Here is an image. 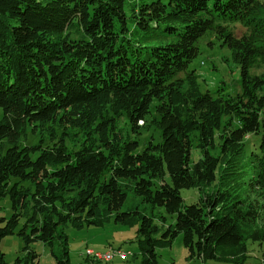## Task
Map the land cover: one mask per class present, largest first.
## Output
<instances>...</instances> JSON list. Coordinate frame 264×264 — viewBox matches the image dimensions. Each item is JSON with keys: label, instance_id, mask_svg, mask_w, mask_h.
<instances>
[{"label": "trees", "instance_id": "16d2710c", "mask_svg": "<svg viewBox=\"0 0 264 264\" xmlns=\"http://www.w3.org/2000/svg\"><path fill=\"white\" fill-rule=\"evenodd\" d=\"M208 30L239 68L235 95L189 68ZM263 107L264 0H0V241L18 236L26 260L58 241L54 264H70L66 228L113 220L138 223L140 264L178 233L189 258L241 264L264 242ZM129 191L174 222L122 210Z\"/></svg>", "mask_w": 264, "mask_h": 264}, {"label": "rangeland", "instance_id": "374dc122", "mask_svg": "<svg viewBox=\"0 0 264 264\" xmlns=\"http://www.w3.org/2000/svg\"><path fill=\"white\" fill-rule=\"evenodd\" d=\"M242 33V28L237 27L236 35ZM198 54L189 64L190 69H195L199 75V84L202 90L215 91L224 87V91L235 95L241 91V77L239 68L231 59H228V50L221 48L214 32L206 31L196 41ZM256 72H261V67H256ZM2 109L0 108V118ZM261 123H264V107L260 112ZM141 124V121L138 122ZM119 128L127 132V124L123 118L118 122ZM155 129L149 128L143 130L139 136V149L143 148L149 141L151 135H157ZM252 140L259 143L260 136L252 135L245 142V154L247 159L251 152L255 150ZM196 149H192V159L197 158ZM208 193V191H207ZM184 204L195 201L198 198V190L195 188H184L180 191ZM257 211L259 213L258 224L264 227V200H256ZM0 214L8 216L10 214V201L6 196L0 201ZM138 208L145 215H154V223L161 224L162 217L166 225L174 222V216L168 215L162 207L151 208L149 204L144 203L133 192L129 191L122 210ZM138 223L118 224L113 220L103 223L101 226H89L80 229L68 226L66 228L68 242V260L70 264H140L141 255L136 241V230ZM108 245L124 248L130 252L126 260L114 258L110 262L95 261L85 253L86 248L93 250H103ZM247 252L241 264H264V242H246ZM22 240L16 235L4 237L0 241V251L4 254L5 264H54L55 255H62V248L58 241L52 247L42 242H34L31 245L32 250L37 254L34 260H26V252L22 250ZM119 247V248H121ZM96 248V249H95ZM158 264H235L231 261L189 258L186 248L182 242V234L178 233L173 239L171 245L156 248ZM19 259V260H18Z\"/></svg>", "mask_w": 264, "mask_h": 264}, {"label": "bare ground", "instance_id": "6f19581e", "mask_svg": "<svg viewBox=\"0 0 264 264\" xmlns=\"http://www.w3.org/2000/svg\"><path fill=\"white\" fill-rule=\"evenodd\" d=\"M94 251L96 253H100V254H110L109 255V258H105V259H98L96 261H104V262H110L112 261L114 258H118L120 260H126L130 254V252L126 251V250H123L119 247H113V246H109L107 248H105L104 250L102 251H99V250H93L91 248H86V255L88 257H92L93 254H94ZM92 259V258H91Z\"/></svg>", "mask_w": 264, "mask_h": 264}, {"label": "built area", "instance_id": "2783aa9c", "mask_svg": "<svg viewBox=\"0 0 264 264\" xmlns=\"http://www.w3.org/2000/svg\"><path fill=\"white\" fill-rule=\"evenodd\" d=\"M109 255L110 254H100V253H96L95 251H94V254H93V256L92 257H90V258H92V260H98V259H105V258H109Z\"/></svg>", "mask_w": 264, "mask_h": 264}, {"label": "crops", "instance_id": "0c3cea01", "mask_svg": "<svg viewBox=\"0 0 264 264\" xmlns=\"http://www.w3.org/2000/svg\"><path fill=\"white\" fill-rule=\"evenodd\" d=\"M109 246H111V245H108L107 247H109ZM107 247H106V248H107ZM113 247H114V246H113ZM119 247H121V246H119ZM95 249H96V248H95ZM121 249H124V248L121 247ZM96 250H99V249H96ZM103 250H104V249H103ZM99 251H102V250H99ZM127 251H128V250H127ZM128 252H129V251H128Z\"/></svg>", "mask_w": 264, "mask_h": 264}]
</instances>
